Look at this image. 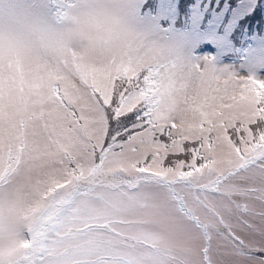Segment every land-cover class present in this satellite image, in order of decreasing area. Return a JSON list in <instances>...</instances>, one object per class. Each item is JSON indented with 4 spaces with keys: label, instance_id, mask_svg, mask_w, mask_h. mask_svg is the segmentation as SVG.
<instances>
[{
    "label": "snow or ice",
    "instance_id": "1",
    "mask_svg": "<svg viewBox=\"0 0 264 264\" xmlns=\"http://www.w3.org/2000/svg\"><path fill=\"white\" fill-rule=\"evenodd\" d=\"M17 186L15 264H264V79L0 64V196Z\"/></svg>",
    "mask_w": 264,
    "mask_h": 264
},
{
    "label": "rangeland",
    "instance_id": "2",
    "mask_svg": "<svg viewBox=\"0 0 264 264\" xmlns=\"http://www.w3.org/2000/svg\"><path fill=\"white\" fill-rule=\"evenodd\" d=\"M73 0H26L27 7L63 14ZM64 7H57V6ZM139 47L156 63L186 76L211 71L220 77L264 79V0H125ZM28 188L0 196L4 220L24 226L35 207ZM255 212L264 205L253 202ZM260 225L258 217H248ZM20 243L0 247V264H15Z\"/></svg>",
    "mask_w": 264,
    "mask_h": 264
},
{
    "label": "clouds",
    "instance_id": "3",
    "mask_svg": "<svg viewBox=\"0 0 264 264\" xmlns=\"http://www.w3.org/2000/svg\"><path fill=\"white\" fill-rule=\"evenodd\" d=\"M61 7H64L63 5ZM76 54L96 65L144 56L125 0H73L63 14L0 0V64L27 70L38 61ZM22 226L0 225V247L20 239Z\"/></svg>",
    "mask_w": 264,
    "mask_h": 264
}]
</instances>
